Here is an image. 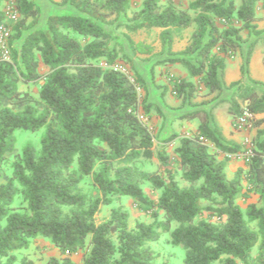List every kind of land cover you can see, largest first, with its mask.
I'll return each instance as SVG.
<instances>
[{"label": "trees", "instance_id": "obj_1", "mask_svg": "<svg viewBox=\"0 0 264 264\" xmlns=\"http://www.w3.org/2000/svg\"><path fill=\"white\" fill-rule=\"evenodd\" d=\"M61 2L80 14L51 15L46 27L38 28L39 5L17 0L21 18L9 40L11 60L0 62V264H34L18 252L40 237L48 238L61 254L47 264H78L72 255L82 250L83 264H154L148 243L161 232H170L172 243L183 246L184 264H264V116L257 117L264 114V83L250 75L255 42L241 66L243 79L229 86L223 80L226 58L241 47V31L259 34L254 22L264 0H242L239 7L234 0H192L187 8L141 0L124 24L132 31L163 29L168 57L158 63H181L217 96L231 89L229 112L256 116L252 155L229 178V157L220 158L219 153H236L240 146L226 139L213 113L204 112L197 132L180 137L174 148L183 186L171 169L165 179L156 172L137 176L132 165L138 158H153L156 137L144 116L149 118L153 108L160 115V110L148 102L147 83L135 65L132 74L115 68L124 47L104 21L106 15L127 17L133 0ZM192 25L188 45L172 51L175 35ZM126 40L135 51H145L129 34ZM41 64L47 73L41 74ZM40 80L38 97L19 87L21 81ZM170 85L192 103L195 83L171 77ZM18 129L44 132L38 148L28 143L16 154L7 174L2 166L15 150ZM170 157L165 150L159 154L164 165ZM87 176H93L98 195L83 191ZM143 181L162 190L157 201L147 196ZM18 194L26 203L22 207L14 205ZM253 194L257 201H250ZM114 196H131L146 211L157 207L166 220L157 221L155 210L154 223L139 221L130 228L128 211L118 207L97 223L101 205L110 204ZM240 198L248 201L246 208L238 203Z\"/></svg>", "mask_w": 264, "mask_h": 264}, {"label": "rangeland", "instance_id": "obj_2", "mask_svg": "<svg viewBox=\"0 0 264 264\" xmlns=\"http://www.w3.org/2000/svg\"><path fill=\"white\" fill-rule=\"evenodd\" d=\"M4 1V0H3ZM35 1L39 7L41 8V16L39 19V22L37 24L38 28H45L47 24L48 17L55 14H80V12L70 5L69 3L63 4L62 0H33ZM237 7H239L242 3V0H234ZM191 0H161V4L163 6L167 4H173L177 6L178 8H187ZM141 3V0H133L132 10L128 13L126 16H115V15H106L105 16V23L104 26L109 29L115 36L117 42H120L124 50L121 52V55L123 56L120 61H118L115 66L118 68H123L127 73L133 72L132 65H138L140 69L144 73H148L149 71V65L152 62L151 58L156 54L152 55V53L155 51V49H159V45H154V43L158 42L159 39H161V28H142L136 31L129 30L125 27L124 24L128 22V18L132 16L133 10H136L139 8V5ZM192 14L194 12L192 11ZM235 23L238 25L240 24L239 21H235ZM219 25L223 27L224 22L220 21ZM255 25L257 27V30L259 31V34H256L253 31H250L249 29H244L242 38L243 40L240 41L241 44H243V52H242V58L244 63V57L247 53V50L251 43H254V48L257 47L258 44L263 45L264 47V13L260 14L257 19H255ZM190 34V30L187 29L186 31L182 32L181 35L177 34L176 37L181 36L184 37V34ZM126 34H129V36L136 42L143 44L144 50L143 52L135 51L130 44L126 40ZM188 36V35H187ZM184 39V38H183ZM253 40V41H252ZM114 41V42H115ZM160 52H158L159 54ZM264 60V54L262 52H258L255 54L253 59V64L251 66V71L255 73V75L264 76V65L261 63ZM243 65V64H242ZM228 68L231 67V63L228 61ZM234 68V67H233ZM49 71V69L41 64L40 66V72L41 74H45ZM233 71V70H232ZM225 77L223 78L225 82ZM262 83H264V80H258ZM42 81H36V82H30L26 83L21 81L19 83V87L22 90L28 91L31 95L38 97L39 96V90L41 86ZM226 84V82H225ZM143 93V91L141 90ZM232 90L229 88H226L223 93L220 95L219 104H222L223 111L225 115L229 113L232 115L229 110L231 106L230 98H231ZM219 97V96H218ZM226 98V99H224ZM233 116V115H232ZM234 117V116H233ZM262 117L261 115L258 116V118ZM237 116L234 117V122L236 121ZM145 122L148 124V126L153 130L154 135L156 137L155 128H154V122L152 123L151 120L148 119L147 116H144ZM244 130H249L252 136L255 135L257 131V127L254 125V120L251 122V125L248 126ZM236 131V130H235ZM238 131V130H237ZM44 129H41L39 131H30V130H23L18 129L15 131L16 135V144H15V150L13 153L9 154L8 157L5 159V162L2 166V169L7 174H11L12 172V164L15 159L16 154H19L22 152L24 147L31 143L35 147H39V140L41 136L43 135ZM174 139L172 137H168L166 139H162L160 142H156L154 145V156L152 159H145V158H138L136 159L132 165L135 169V173L137 176L143 172L147 173H160L165 179L168 178V172L167 170L171 169L175 173V177L179 180L181 185H185L186 182L181 180V170L179 166V159L176 156L174 152V148L167 149L168 143L171 142V140ZM254 137H252L253 142ZM245 142V141H244ZM245 148V145L242 144L240 146V150L238 152H241L242 149ZM165 150L169 153L170 160L167 164H161L159 159V154L161 151ZM212 151L215 152L216 148L212 146ZM220 155L223 154L227 156L225 153H219ZM233 158H229L231 160ZM245 161V159H244ZM118 165V163H116ZM227 174L229 177H232L233 174L231 173L230 169L227 168ZM93 176H87L84 177L81 186L84 192H93L95 195H98V190L92 183ZM142 188L147 194L148 197L151 199L157 201L159 196L161 195L162 190L154 188L151 183L143 181L142 182ZM250 201H257V195L253 194L250 198ZM238 203L243 207L246 208V205L248 201H244L242 198L238 200ZM26 203L23 200V197L21 194H18L14 205L17 207H22ZM122 207L129 213V226L130 228H134L139 221H143L147 224H151L155 222V218L153 217L152 213L157 210L158 217L157 221H165L166 215L164 211L159 210L157 207L151 210H144L145 205H143L141 202L135 200L131 196H114L112 197V201L110 204H102L100 211L95 217V221L97 223H100L106 219H108L111 215V212L113 209ZM204 216H208V213H205ZM177 226L176 222L172 223V229H174ZM160 230V229H159ZM161 231V230H160ZM48 239V238H47ZM148 246L151 248V250L154 253V264H184V258H185V249L181 245H174L172 243L171 234L170 232H161V236L158 240H154L148 243ZM258 245L253 249V255L257 253ZM55 246H53L51 243H49L46 239H42V237L34 240L29 248L23 249L18 252L19 257L22 256H29L33 261L34 264H47V261L50 257L55 256ZM83 254L84 250L79 251L78 253L74 254V260L78 262L79 264H83ZM214 264H221L220 262H216Z\"/></svg>", "mask_w": 264, "mask_h": 264}, {"label": "crops", "instance_id": "obj_3", "mask_svg": "<svg viewBox=\"0 0 264 264\" xmlns=\"http://www.w3.org/2000/svg\"><path fill=\"white\" fill-rule=\"evenodd\" d=\"M4 2L5 0L2 3V10L4 7ZM262 13H264V10L262 9L260 4L259 8L257 9V17ZM194 28L195 25L187 28L190 30V34H184V39L181 37L182 35L179 37H174L172 51H182L188 45ZM187 29H185L184 31H186ZM242 32L243 30L241 31V35L243 34ZM159 44V49L156 48L152 53V55H154L155 53L156 54L151 58L152 62L149 65L148 73H144L137 64L135 65L136 70L143 76L147 83L149 92L148 102L157 106L160 110L159 115L156 109L153 108L150 113L151 115L148 118L152 121V123L154 122L156 142H160L162 139L171 137L173 134H178V137L172 139L171 142L168 143L170 145H168L167 147V149H169V147L175 148L179 144L180 137L193 135L197 132L198 127L201 123L200 116L204 112H211L214 114L218 123L222 127L226 139L232 143H236L241 146L245 143L244 141L246 139L252 140V137L256 136L257 131L254 136L251 135L249 130L237 131L235 129L234 117L229 113L225 115L222 104H219L220 96L218 97L216 93H210L208 88H206L200 82L199 78L191 76L188 69L181 63H158V61L168 57L167 49L164 48V44L161 39H159L158 42L154 43V45ZM243 50V44H241L240 48H238L231 56L226 58L224 77L226 78L225 82L227 86H229L232 82L243 79V75L241 72V66L243 64V58L241 54ZM217 51L219 50L217 49ZM158 52L160 53L158 54ZM258 52H262L264 54L263 45L258 44L257 47L253 49L250 61V75L256 80H264V76L255 75V73L251 71L254 56ZM228 61L231 63L232 68H228ZM261 63L264 65V60ZM171 77L176 79L185 78L195 83L196 91L195 97L192 99V103L185 101L183 97H179L172 91V87L170 85ZM165 86H168V89H165ZM197 111L201 114L192 118L186 117V115ZM261 116L263 117L264 114H262ZM262 127H264V123ZM219 157L223 158L224 156L223 154H221L219 155ZM244 167L245 161L243 158H235L229 160L227 168L230 169L233 176L228 177L233 178L235 172L239 168ZM42 239H46L49 243H51L50 240L45 237H42ZM55 251H57L55 253V256L59 257L61 254L57 247H55ZM73 256L74 255H72V259L74 260Z\"/></svg>", "mask_w": 264, "mask_h": 264}, {"label": "built area", "instance_id": "obj_4", "mask_svg": "<svg viewBox=\"0 0 264 264\" xmlns=\"http://www.w3.org/2000/svg\"><path fill=\"white\" fill-rule=\"evenodd\" d=\"M4 19L0 23V62L1 61H10L11 60V48L9 44V40L12 34L13 26L16 24L20 18L21 13L18 10L17 0H5L3 7ZM115 68L122 70L123 68ZM125 72V71H124ZM256 116L252 113L245 111L239 116H237L235 121V129L238 131H242L251 125V122L254 120ZM258 117V115H257ZM245 148L242 149L241 152L230 153L227 154L229 158H247L252 155L254 143L246 139L245 140Z\"/></svg>", "mask_w": 264, "mask_h": 264}]
</instances>
